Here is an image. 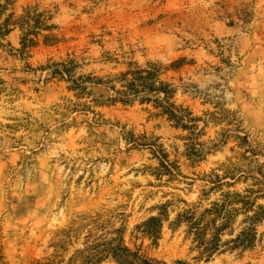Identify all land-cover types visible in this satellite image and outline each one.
Segmentation results:
<instances>
[{"label": "rangeland", "instance_id": "obj_1", "mask_svg": "<svg viewBox=\"0 0 264 264\" xmlns=\"http://www.w3.org/2000/svg\"><path fill=\"white\" fill-rule=\"evenodd\" d=\"M15 2L57 29L0 46V264H264V0ZM151 64L191 129L118 95Z\"/></svg>", "mask_w": 264, "mask_h": 264}, {"label": "trees", "instance_id": "obj_2", "mask_svg": "<svg viewBox=\"0 0 264 264\" xmlns=\"http://www.w3.org/2000/svg\"><path fill=\"white\" fill-rule=\"evenodd\" d=\"M15 0H0V46L4 47L8 37L17 29L21 32V49L17 52L22 56H28L31 49L35 48L39 44V36L41 32L53 31L57 29L55 25H50V22L53 20V15L50 11L40 12L39 7H27L24 9L23 15L17 16L14 11ZM47 40H56V36L50 35L46 37ZM10 46V44H8ZM79 68V65L76 61L71 60L70 63L63 66V71H57V73L68 81H72L74 84L80 82L81 85L84 82H81L83 78L75 79L76 70ZM149 72L136 69L135 71H130L126 74H122L120 78V83L122 89L118 92V95L124 96H138L141 93L154 94V96H159L158 100H155L169 116L170 121H174L178 127L183 129H191L190 126L186 123L187 118L190 119V123L195 122L192 118V114L188 113L187 115H179L173 109H169L163 106L161 102V95H165V100L173 96L176 89L173 85L164 83L160 80V69L156 64L150 65ZM91 83L103 84L101 80L90 79ZM108 87L113 90L116 89L117 83L112 81L105 83ZM111 85V86H109ZM81 87V86H78ZM119 99V100H117ZM144 101H151L150 98H143ZM111 102L123 101L120 98L111 99ZM247 204H250L249 202ZM225 205L222 206V210L225 209ZM264 215V214H263ZM253 232V234H252ZM257 230L253 229L248 232H242L238 238L232 241L235 244V247L249 248L252 247L256 240ZM217 248H213L212 251H215ZM116 258L121 261L120 264H159L152 260L143 259L138 254L132 253L126 247H118L115 250ZM176 264H185L178 262Z\"/></svg>", "mask_w": 264, "mask_h": 264}]
</instances>
